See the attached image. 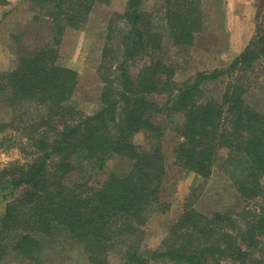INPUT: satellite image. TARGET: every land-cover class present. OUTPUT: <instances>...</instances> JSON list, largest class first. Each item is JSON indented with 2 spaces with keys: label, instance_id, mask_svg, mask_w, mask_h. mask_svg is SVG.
Here are the masks:
<instances>
[{
  "label": "trees",
  "instance_id": "obj_1",
  "mask_svg": "<svg viewBox=\"0 0 264 264\" xmlns=\"http://www.w3.org/2000/svg\"><path fill=\"white\" fill-rule=\"evenodd\" d=\"M166 1L165 6L170 5V11H165L169 37L177 43L190 42L192 30L201 26L196 0ZM20 2L32 6L31 24H42L38 26L49 28L51 35L47 42L19 55L6 75L14 111L10 119L0 121V146L17 142L31 157L0 163V192L5 199L0 253L10 248L34 260L44 245L61 237L81 245L86 264H109L110 251L124 255L114 264H139L147 256L174 264H220L222 258L249 264L250 254L259 251L258 236L264 233V113L246 103L244 88L229 82L220 100L203 98L201 84L223 71L201 72L194 82L179 86L163 112H180L183 117L177 128L183 139L175 149L176 162L206 176L224 148L220 166L232 178L245 207L211 214L188 207L164 237L162 251L140 255L137 245L144 234L142 225L158 200L165 165L160 148L147 151L134 144L132 136L137 132L147 135L157 127L150 112L158 105L146 92L158 90L159 68L164 64L161 57L156 58L137 74L129 66L139 54L151 52L146 46L151 44L150 50H155L153 43L162 44L164 34L146 30L142 0H126L124 11L114 14L126 26L116 25L113 18L107 24L97 67L101 106L87 115L69 102L78 73L57 63V44L66 28L79 27L87 20L96 2L110 0ZM117 36L119 49L115 50ZM263 56L264 26L260 25L228 69L251 68ZM30 106L36 116L25 109ZM110 153L129 160L125 173L111 172L98 185L90 183V176L81 175L86 170H101ZM73 172L80 174L75 180ZM252 202L255 207L250 206ZM259 262L264 264V257Z\"/></svg>",
  "mask_w": 264,
  "mask_h": 264
},
{
  "label": "rangeland",
  "instance_id": "obj_2",
  "mask_svg": "<svg viewBox=\"0 0 264 264\" xmlns=\"http://www.w3.org/2000/svg\"><path fill=\"white\" fill-rule=\"evenodd\" d=\"M164 1L142 0V8L146 12L145 18L148 20L146 30L150 29L152 33L159 32L164 34V37L162 44H152V46L155 44L153 47L155 50H150L151 44L146 46L145 48L151 52L143 56L138 53L135 62L132 61L129 66L131 73L137 74L143 65L150 64L156 58L161 57L164 64L159 68L161 72L157 79L159 81L158 90L146 92L147 97L158 105L150 112V119L158 128L147 132V135L146 132H137L132 136L134 144L147 151L160 148L164 155L165 165L158 200L146 213L147 220L142 225L144 234L137 245L141 251L140 255L143 256L144 251H162L164 237L188 207L204 214L222 212L230 208L240 211L242 207H245L246 201L236 190L232 178L220 166L226 154L224 148L219 151L210 174L206 176L188 170L186 166L176 162L175 149L179 140L183 139L182 133L177 128H180L183 117L180 112L168 114V111L163 112V110L177 93L179 86L187 81L194 82L198 73L222 70L221 75L201 84L202 97L207 96L220 100L230 82L233 86L234 84L241 85L244 88L243 98L254 111L264 113V56L255 61L251 68L244 69L241 65L228 69L234 58L243 51L237 54L243 45L244 36L241 33L242 27L239 20L224 19V11L227 8L224 0L195 1V6L197 5L201 12V26L197 30H192L190 42L182 43L175 42L172 36L169 37L170 28L165 16L167 1L166 3ZM125 6L126 0H110L109 3L96 2L87 20L79 27L66 28L57 44V63L78 73L75 92L69 102L84 114H93L101 106L102 82L97 67L106 39L107 24L113 18L116 25L120 23L126 26L123 20L114 18V14L122 13ZM169 6L168 4L167 9L170 11ZM234 9L235 12L238 11L237 7L229 8L233 14ZM32 14V6L26 2L8 0L7 3H0V121L10 119L14 111L10 100L12 88L6 77L8 71L17 64L19 55L32 51L35 45L41 44L51 35L49 28L38 26L42 24H31ZM230 25L232 28L228 29ZM114 32L117 34L118 29ZM117 39L118 36L113 40L115 50L118 48L116 47ZM154 40L155 38L152 37L151 42ZM117 57H121L120 53ZM159 108L162 111H159ZM25 109L36 116V110L33 107ZM8 144L0 146L2 165L13 160L24 162L30 159L29 153L25 152L17 142L10 144V147ZM129 165V160L121 158L116 153H110L106 156L101 170L93 172L86 170L81 175L90 176V183L98 185L105 181L111 172L125 173ZM79 175L73 172L72 180L77 179ZM251 205L255 207V202ZM4 206L5 199L0 192V217L4 214ZM258 239L257 250L259 251L250 254L249 264H260L259 259L264 257V233L258 236ZM6 247L9 246L6 245ZM7 250V252L4 250L0 253V264H86L88 261L80 244L61 237L48 242L47 246L44 245L34 260H29L10 248ZM108 254L109 264L119 262L124 257L122 252L117 251H110ZM219 263L241 264L239 259L234 260L233 258H222ZM139 264L174 263L163 257L147 256L145 261Z\"/></svg>",
  "mask_w": 264,
  "mask_h": 264
},
{
  "label": "crops",
  "instance_id": "obj_3",
  "mask_svg": "<svg viewBox=\"0 0 264 264\" xmlns=\"http://www.w3.org/2000/svg\"><path fill=\"white\" fill-rule=\"evenodd\" d=\"M225 9L224 19L239 20L241 24V33L244 36L242 39L243 45L239 48L238 53L244 50L254 35H256L260 25L264 26V0H224ZM238 8L234 14L229 8ZM226 15V17H225ZM229 25V24H228ZM230 25L228 29H231Z\"/></svg>",
  "mask_w": 264,
  "mask_h": 264
}]
</instances>
